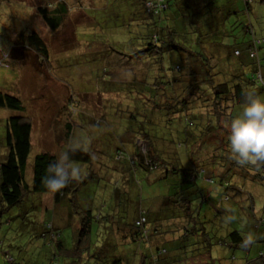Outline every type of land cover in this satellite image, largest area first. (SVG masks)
Wrapping results in <instances>:
<instances>
[{
    "label": "trees",
    "instance_id": "1",
    "mask_svg": "<svg viewBox=\"0 0 264 264\" xmlns=\"http://www.w3.org/2000/svg\"><path fill=\"white\" fill-rule=\"evenodd\" d=\"M96 1L38 0L36 5L33 3L27 10H33L39 21L53 34L61 30L67 17L79 10L87 18L81 21L77 19L81 24L72 31L77 41L83 42L80 37L84 38L85 31L99 33L103 37L96 43L98 46L93 44L90 48L92 51L85 52L96 53L99 56L97 59H101L96 63L99 66L89 65L90 74L95 67L103 68V75L109 81L101 82L100 91L93 92L96 96L94 103L86 101L87 95L79 99L80 93L70 96L67 92L54 108L57 112L55 116L58 117L56 121H61V130L54 137L67 142L76 131L82 132L86 126L92 127V130L88 129L94 137L89 145V154L70 150L67 151L69 159L86 160L89 163L92 156L103 152V146L111 148V161L117 164L114 169L122 172L121 186L114 189V200L111 199L104 216L101 213L96 218L88 206L80 207L76 204L79 203L76 193L85 181L72 179L55 192L44 185L42 178L48 165L58 161L54 154H36L32 160L31 182H26L31 123L26 122L22 116H11L5 123L6 155L0 163V216L5 205L10 208L19 204L28 194L37 197L51 194L52 201L54 199L57 205L66 201L72 205L78 225L69 248L65 247L60 238V228L53 222L47 221L36 232L43 239L44 246L48 242L47 245L52 248L48 256L52 264H213L214 246L221 247L220 252L227 251L226 257L221 258L228 262L236 260L234 250L240 249L244 257L241 256L239 260L243 264H264V230L258 225L264 226V204L258 216L252 208L248 211L251 219L249 223H252L254 232L253 241L263 243V249L249 257L245 254L249 245L242 246L243 237L240 232L225 228L230 225L231 218L218 226L205 220L209 217L204 215L205 207L210 209L211 214L224 216L230 214V209L218 208L209 199V192L198 184L199 179V182L213 185L217 193L225 196L226 201L230 195L235 197L242 194L237 185L238 180L256 182L264 189V164H236L230 158L228 142L229 123L244 105L243 93L255 91L260 95L264 92V61L258 57L264 39L261 41L256 38L251 26L245 23L244 32L251 38L242 45V49L237 45L232 47L231 52L227 43L223 45V53L219 56L221 61L217 62L216 49L213 47L220 42H217V36L211 35L212 39H206V42L197 39V48H193L194 44L182 42L181 45L177 41L178 33L174 31L175 26L168 23L167 15L173 0H103L102 5L92 8L90 5ZM184 1H187V6H193L192 0H182V4ZM225 2L227 5L232 0ZM250 2L252 0H243L246 13L250 11ZM0 4H13V8L27 5L13 0H0ZM213 4L211 0L202 8L198 7L197 16H207L213 31H218L221 17L217 15L214 18L211 15ZM230 8L227 7L228 10ZM106 11L110 18L105 17ZM207 11L210 13L205 14ZM96 12L101 13L102 17H99L105 23V34H102L103 27H98L95 15L92 16ZM228 37L221 36L218 39L231 42ZM254 40H259V43L255 44ZM18 43L23 47L17 46ZM18 43L14 41L11 51H20L25 56H37L38 64L39 60L44 62L45 68H49L50 59L53 66L56 56L50 52L46 41L36 29L28 28ZM110 44L120 50L115 60L105 58L104 53H101L107 52L106 48L113 53ZM70 45L74 46V41L70 40L67 49H72L68 48ZM61 50L64 49L60 47ZM169 55L182 57V65H175L173 71H167L165 65ZM7 58V54L1 58L0 67L6 66ZM17 60L24 64L25 57H18ZM85 75L89 76L87 73ZM82 83L80 87L85 88L86 82L81 79ZM138 107L144 112L142 116ZM0 108L16 111L23 109L18 98L2 92ZM177 119L181 123L174 127L169 139L160 138L159 133L148 130L160 124L172 130L169 124ZM143 138L147 139L148 144L145 151L138 145V140ZM182 158L185 165L180 166L178 162ZM131 179L134 182L132 188ZM151 185H163V195L157 197L159 201L152 198L154 194L151 196L153 202L147 197H142L143 201L139 200L142 193L151 194L150 190L143 188ZM131 196L137 199L132 202L135 204L133 206L130 205ZM207 202L208 205L204 207L203 204ZM141 218H144L143 223H140ZM101 222L112 224L110 233L97 228L95 224ZM92 235L96 238L94 241H91ZM107 245L109 253L103 255V246ZM62 259L64 261L60 262ZM3 264L27 263L23 259H11L5 255ZM28 264L39 263L33 261Z\"/></svg>",
    "mask_w": 264,
    "mask_h": 264
},
{
    "label": "rangeland",
    "instance_id": "2",
    "mask_svg": "<svg viewBox=\"0 0 264 264\" xmlns=\"http://www.w3.org/2000/svg\"><path fill=\"white\" fill-rule=\"evenodd\" d=\"M13 1L25 2L27 5H23V7L15 6L13 8V4H0V60L5 54L8 55L6 66L0 67V92L18 98L23 109L16 111L0 108V163L3 162L4 156L6 155L4 140L6 120L11 116H22L26 122L31 123L32 128L31 149L25 168V180L30 183L32 176V160L38 153H52L57 157L58 161L63 153L70 150L82 151L89 154V145H91L94 137H92V131L90 132L88 129L92 127L86 126L82 132L76 131L75 135L67 142L57 140V144L54 145L53 137L55 134H59L61 130V121L59 119L58 122L56 121L57 116L55 115L57 112H55L54 108L67 92L70 96H76L80 93L79 99L83 95H87L86 101L89 104L90 102L94 103L96 101V96L93 94L96 93V91H100L101 82L109 80L108 77L103 75V72H105L103 68L95 67L96 69L90 74L89 65L95 64L99 66L96 63H99L101 59H97L99 56H96V53L89 54L85 52L86 50L89 52L92 51L90 50L92 45H97L96 43L100 42L103 37L98 35V32V34H94L83 30V32L85 31L84 38H82V36L80 37L83 42H79L80 40L77 41L76 35H73L74 27L81 24L79 22L81 19L87 18L81 15L79 10H75V13L71 17H67L60 28L61 30L53 34L45 28L41 21H39L33 10H27L30 9L29 6H32L33 3V5H36L38 0H34V2H31V0ZM209 1L211 0H192L193 9L190 5L187 6V1H184L183 4L182 0L171 1V7L167 14L169 16L168 23H172L173 27L175 26L174 31L178 33L176 34L178 36L177 41L181 45L182 42H184L187 45L194 44L193 48H197L196 46H199L196 44L197 39L206 42V39L211 40L212 36H217L216 40L220 42L214 44L213 47L216 49L217 54L215 59L219 62L221 61L219 56L222 55L224 50L223 45L227 43L226 45L231 52L232 47H236L237 45L242 49V45L247 43L251 38L250 35L244 32L243 28L245 23L251 26L256 38L261 39V41L264 39V2L261 0H252V2H250V11L246 13L244 11L245 4L243 0H232V2H228L227 5L225 0H213L214 4L212 5L211 15L214 18H216L217 15L221 17L219 27H217L218 31H213L211 24L207 20V16H197V8L200 6L202 8V6L209 3ZM103 3V0H98L95 4L90 6L93 8ZM226 6L231 8L228 10ZM87 12L90 14L89 11ZM105 13L106 16L103 13L104 16L110 18L109 13L107 11ZM207 13L210 12H205V14ZM94 15L96 22L99 23L98 27H103V33H101L105 34L104 32L107 30L104 21H100L102 17L101 13L96 12L92 14V16ZM101 23H103V25H100ZM28 28L36 29L39 36L46 41L50 52H54L56 58L53 59V66H51L50 59L48 61L49 68H45L44 62L39 60L40 65L38 64L37 56L33 54L25 56L20 54V51H11V48L14 46V41L16 40V43H18L20 36L24 35ZM221 36L226 38L229 36L228 38L231 42H225L226 39L219 40L218 37L220 38ZM70 40L74 41V46L70 45L68 48L72 49H67ZM114 41L115 40H113V44H115ZM77 42H79L78 47H76L78 44ZM17 46L23 47L21 43H18ZM60 47L64 50L59 51ZM260 47L261 48L258 50V57L264 61V43ZM106 49L107 52L103 50V52H101L104 53L105 58L109 57L111 60L117 59V55L120 51L118 47L115 48L112 46L113 53L109 48ZM21 56L25 57L24 64L19 63L17 60V58ZM100 56L103 55L100 54ZM180 59L182 60V57L169 55L165 64L167 71H173L175 65L181 66ZM262 63V74L264 77V62ZM219 67H221V63ZM83 69L85 70L84 74L82 73ZM86 73L89 76H86ZM87 77H89V79H85ZM81 79L82 82L83 80L86 82L84 83L86 86L85 88L80 87L83 86V83L80 84ZM260 96L264 97V92H261ZM119 97L121 96L119 95ZM122 102H120V104H122ZM137 110L140 111L139 114L141 116L144 114L140 107H138ZM140 115L139 117H141ZM180 121L181 120L177 119L169 124L172 130L163 128L167 127V125L162 124L156 125V128L152 126L148 128V130L149 132L154 130V132L159 133L160 138L169 139L170 133L174 132V127L181 123ZM108 126L112 127L110 124H108ZM138 145L141 150L145 151L148 145L147 139L143 138L138 140ZM103 147L105 148L103 152L94 155V157L90 155L91 161L89 163L86 160L70 161L80 169V174L77 179L85 181L76 193V198L79 200V203L77 202L76 204L80 207L88 206L93 211L96 218L101 213H103L102 216H104L106 207L110 205L114 189L121 186L120 181L122 172L114 169V166L117 164L115 161L111 162L112 156L109 152L111 148ZM178 163L180 166L185 165L183 158ZM111 168L113 169L112 172ZM237 185H239V190L242 194H237L233 197L230 195L231 192H229L230 199L227 201L225 196L220 192L215 194L214 197H209L211 202H214L218 208L227 207L230 209V214L227 216H224V214L215 215L213 212V214H211L210 209L205 207L209 203L207 202L203 204L205 207L204 215L206 216L207 214L209 216L206 217L207 219L205 220H210L211 223L214 222L216 226H218L222 223H226L228 218L230 221L231 218L232 221L228 227L225 226L226 229L229 231H239L243 239L246 235L251 234L254 240V232H252V223H249L251 219L248 217V211L252 208V211L257 212V216L260 215L258 211L261 210L264 204V189L253 181L247 182L246 180H238ZM162 186L151 185L149 187H143L150 190L151 194L148 193L146 195V192H144L139 196V200L143 201L144 199H142V197H147L150 198L152 202V198L159 201L157 197L162 192ZM139 187L141 186L139 185ZM153 192H155L154 196ZM27 196L28 197L24 198L21 203L10 208H7L5 205L4 211L1 212L0 264H3V257L5 255L11 259H23L27 264L33 261H37L39 264H52L48 257L50 256L49 254L52 248L47 245L48 242H46L44 246L43 239L39 238L36 234L38 228L40 226L42 227L47 221L55 223V225L60 228V238L66 248H69L73 242V237L76 234L78 225L76 219L77 214L73 213V206L69 205L67 201L66 203L57 205L54 203V199L52 201L53 196L51 194H42L39 195L40 197L33 194H28ZM151 196L153 197L151 198ZM130 200V205H135L132 203L136 200L135 196H131ZM196 203L197 201L194 202V205ZM154 205L156 207L158 206L156 204ZM1 209H3V207ZM128 215L131 216L130 213H128ZM95 225L97 228L107 233H110L112 227V224L109 222H101ZM258 225L264 230V226ZM91 239V241H94L96 238L92 235ZM103 248V255H107L109 253L108 245L106 247L103 246ZM220 249L222 248L215 246L212 249V255L216 258L213 264H243L242 261L239 260L241 256L244 257L243 250H234L236 260L228 262L227 259L221 258L227 254V251L224 250L220 252ZM262 249L263 243H256L253 241V243L249 245L248 250L245 251V254L249 257H253L258 250ZM61 261L64 260L62 259L60 262Z\"/></svg>",
    "mask_w": 264,
    "mask_h": 264
},
{
    "label": "clouds",
    "instance_id": "3",
    "mask_svg": "<svg viewBox=\"0 0 264 264\" xmlns=\"http://www.w3.org/2000/svg\"><path fill=\"white\" fill-rule=\"evenodd\" d=\"M243 95L244 105L229 123L230 158L240 166L264 164V97L255 91H245ZM79 174L80 169L70 162L69 155L65 152L59 161L48 165L42 179L44 185L55 192L70 180L78 178ZM251 243L253 236L248 234L244 237L242 246L247 247Z\"/></svg>",
    "mask_w": 264,
    "mask_h": 264
},
{
    "label": "crops",
    "instance_id": "4",
    "mask_svg": "<svg viewBox=\"0 0 264 264\" xmlns=\"http://www.w3.org/2000/svg\"><path fill=\"white\" fill-rule=\"evenodd\" d=\"M54 138V145H56L57 144V140H56V138L55 137H53ZM91 144H92V142H91ZM112 162V161H111ZM113 171V169L111 168V172ZM116 171H119V170H116ZM118 173V172H117ZM120 183H122V182H120ZM199 186L200 187H202V188H205V190H207L208 192H209V195H210V197H214L215 196V194H217V192L218 191H215V187L214 186H211V185H208L207 183H205V182H203V181H200L199 182ZM126 186V185H125ZM132 186H134V182H133V180L131 179V181H130V187L132 188ZM135 189L136 190H138V188H137V185L135 184ZM162 188H163V186H162ZM211 190V191H210ZM162 192H164V189H162ZM161 192V194L160 195H163V193ZM213 192V193H212ZM153 194L155 195V192H153ZM159 195V196H160ZM213 195V196H212ZM158 196V197H159ZM137 200V199H136ZM216 259L215 258H213V261L212 262H214Z\"/></svg>",
    "mask_w": 264,
    "mask_h": 264
},
{
    "label": "built area",
    "instance_id": "5",
    "mask_svg": "<svg viewBox=\"0 0 264 264\" xmlns=\"http://www.w3.org/2000/svg\"><path fill=\"white\" fill-rule=\"evenodd\" d=\"M253 42H255V44H256V43H259V40H254ZM143 221H144V218H141L140 223H143Z\"/></svg>",
    "mask_w": 264,
    "mask_h": 264
}]
</instances>
